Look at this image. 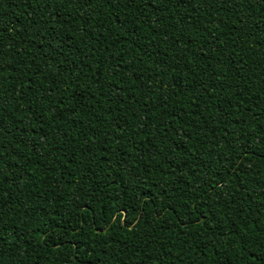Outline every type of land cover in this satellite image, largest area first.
Masks as SVG:
<instances>
[{"label":"trees","instance_id":"1","mask_svg":"<svg viewBox=\"0 0 264 264\" xmlns=\"http://www.w3.org/2000/svg\"><path fill=\"white\" fill-rule=\"evenodd\" d=\"M0 264H264V0H0Z\"/></svg>","mask_w":264,"mask_h":264}]
</instances>
